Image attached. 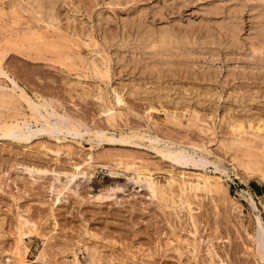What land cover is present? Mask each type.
I'll return each mask as SVG.
<instances>
[{"label":"rangeland","instance_id":"obj_1","mask_svg":"<svg viewBox=\"0 0 264 264\" xmlns=\"http://www.w3.org/2000/svg\"><path fill=\"white\" fill-rule=\"evenodd\" d=\"M176 1L133 0L128 5L118 4V0H66L65 6L60 9L62 22L52 30L40 23L37 25L20 11L18 15L10 10L18 15L17 19L20 16L22 19L13 22L12 20H16V17L13 18L15 15L10 17V13L7 14L9 8L2 6L7 15L3 16V19L0 18V54H7V60L4 62L10 71L7 70L14 77L19 76L22 83L19 77L15 78L23 86H29L27 88L31 94L35 90L38 92L40 88L42 92L39 91V95L49 97L53 107L56 104L54 108L59 114L71 118L72 126L78 128L82 125L92 132L85 137L65 135L64 140L48 136L35 138L31 141L33 147H40L38 144H44V140L48 143L46 145L61 142L70 148L71 154L62 156L58 164L50 160L51 156L44 157L45 160L32 158V161L37 159L35 162L40 165L51 161L48 166L54 164L56 167L68 169L75 162L81 165L90 156L98 158L94 166H102L104 162L106 164L108 160L105 156L109 155V158L115 159L117 156L116 159H123L125 162L129 161L126 158H131L137 159L136 163L134 160L128 163H134L137 167L149 162V165H145L151 167L153 178L164 183L168 178V171L174 170L173 172L178 173L181 169L163 159L151 147L147 139L149 136H155L161 143L153 145L154 147H161L168 140L184 145L198 143L199 146L209 147L213 153L210 160L228 168V178L220 173L214 174L212 166L207 168L209 175L221 176L224 190L215 192L217 194L198 193L200 197L196 196L197 199H193L194 202L189 206L195 216L197 214V223L193 225L191 221L186 220L188 217L185 218L187 208L183 209L178 217L173 208L168 210L164 207L165 211L162 205L159 207V201L152 200L149 192L141 188L131 186L125 192H119L117 196L104 202L96 200L99 192H105L115 182H125L123 177L112 178L104 165L103 168L95 166L92 181L77 187L76 194L65 191L62 201L53 207L54 196L45 189L46 185H43L48 179L33 182L32 178L23 172L13 171L14 168L11 170V164L16 162L14 160L10 163V160H13L10 157L12 151L15 149L13 152H16L21 147L17 144L4 145L1 142L0 153L3 154L0 155V171L5 173L10 169V181L6 184L7 180L2 178L4 173H0V179H3L1 182L4 181L0 184V217L10 223L17 208H29L31 217L40 223L43 222L42 226L49 224L45 223L49 221L52 213L60 224L57 231H47L50 239L46 246L45 260H42L44 264H62L60 258L63 252L70 256L69 259H72L71 254L75 252L79 255L81 264H88V254L85 251L88 246H96L99 252H103L106 258L102 264H209L210 255L206 250V243L202 242L203 239L211 242L218 257L226 264H264L255 255L252 241L256 225L255 216H260L264 224V179L257 173L249 177L242 168H236L229 156L230 152L227 153L228 149L222 148L223 141L231 136L227 122L229 118L246 121L249 118L264 117V55L258 57L252 54L250 43L256 41L253 36H249L251 31H248V24L244 32L242 31L244 35L242 34L238 49L228 48L227 44L231 42L227 39L222 40L220 46H196L193 50L196 56H184L183 66L173 67L172 70L167 58L160 55L162 51L127 46V36L134 42L138 26L132 20V12L139 7H147L150 19L154 7H161L163 13L165 11V19L160 20L162 23L156 22L158 28L169 22L177 28L190 24L189 29L196 34L197 43H202L206 37L207 6L202 1L189 0L178 10ZM149 9H152V13ZM97 13L101 15V20L98 19ZM24 18H28L25 19L27 24ZM159 18L160 16L156 17ZM29 22L34 24L33 30L30 29L32 24ZM94 56L98 60L97 64H100L99 67H94L90 61ZM106 70L109 71L108 79L106 74V79L102 76ZM204 74H208L207 78ZM74 84L79 86L74 87ZM97 86L100 92L103 90L101 94L104 99L98 98ZM75 88L78 92H75ZM88 90H93V93ZM83 92H86V96L81 95ZM118 98L122 99L121 103ZM106 107L120 114L116 115V124L108 123L109 120L106 122L109 115ZM100 129L117 138L125 134L133 136L138 131L141 134L144 130L142 135L147 138L142 141L144 146L101 141L93 135L95 130ZM9 147L11 151H8ZM49 147L55 148L56 145ZM20 149L18 157H23L19 160L31 163V153H28L27 149L25 153V149ZM103 151L108 154L104 156L101 153ZM6 152L10 155L8 158L4 157ZM100 153L103 156H99ZM26 154L31 155L30 159L26 158ZM132 154L136 156H131ZM138 156L143 160H139ZM2 157L7 158V162ZM68 157L70 158L67 159ZM217 158L221 160L218 161ZM66 160L70 164H65ZM2 168L4 170H1ZM251 199L256 206L252 205ZM51 208L53 210L50 214ZM234 208L242 211L235 212ZM167 211L174 212L173 216ZM6 232L8 230L0 233V240L5 237ZM196 238L198 241L195 242ZM29 241V258L33 264H42V261H35L44 248L41 239L34 234ZM195 243L200 249L193 254L191 249L195 247ZM3 253L0 242V264H3Z\"/></svg>","mask_w":264,"mask_h":264},{"label":"bare ground","instance_id":"obj_2","mask_svg":"<svg viewBox=\"0 0 264 264\" xmlns=\"http://www.w3.org/2000/svg\"><path fill=\"white\" fill-rule=\"evenodd\" d=\"M13 1L14 0H0V18H2L3 16L6 17L7 14L12 13L11 15L9 14V16L11 17L15 15L13 16V18L16 17V20H12V21L13 22L18 21V19L21 16L18 19H17V16L19 15L20 12H22L26 14L32 21L37 23V25H39L40 23L41 25L46 26L50 30L57 28L56 26L61 24L62 22L60 19L61 18L60 9L65 6L66 0H18L17 2H13ZM131 1L133 0H118V4L127 3L129 5V3H132ZM187 1L189 0H177L175 2V5L178 8V10L181 9L182 6L186 4ZM196 1H202V3H205L204 5L207 6L205 7L206 9L205 15L207 18L206 25H205L206 37L203 39L202 43H197L196 34L189 29L190 24H188L187 26H184V28L183 26H180V28H177L176 25H171V23L169 22L170 24L168 23L158 28L156 22L162 23L160 20L165 19L163 17L165 11L163 13V10L161 9V7H154L153 16H152V19H150L147 13L149 11L146 10L147 9L146 7L147 4H146L145 5L146 9L144 8L140 9L139 7V8H136L134 12H132L133 13L132 20L134 24L138 26V28L136 30V35L134 36L135 37L134 42L132 38L128 36L126 37L127 38L126 40L129 41V43H127V46H134L137 48H143V49H149V50L153 49L154 51H162L160 55L165 56L167 58L169 62L168 64L170 66L169 68L170 69L173 67L178 68V66L180 67L183 66L182 59L184 56L192 57L196 53L195 52L193 54V50H195L196 46H199V47H201V45H204L207 47H211L212 45L220 46L222 45V40L227 39V40H230L231 42V44H227L228 48L234 47L235 49H238V46L240 45V40H242L241 39L242 34H243L242 31L245 28H247L245 26H247L248 24L249 30L248 29L247 30L249 32L251 31V34H249V32L247 34H249L250 37L253 36L254 41H256V43L255 42L250 43L252 54L258 57H261L264 55V0H196ZM135 3H133L134 6L136 5ZM2 6H7V8H9V10L7 9L9 11L7 14L4 12L5 10L3 9ZM10 10L17 12V13L19 11L20 12L17 15V14H13L12 11L10 12ZM149 10H151L150 13H152V9H149ZM159 16L160 18L156 19V17H159ZM25 19L26 18H24V21ZM98 19L101 20L100 14L98 15ZM247 19H249V21H247ZM20 20L22 19L20 18ZM25 23L27 24L28 22L25 21ZM33 25L34 24L31 25V28L29 26L28 27L32 29ZM200 36H202V34ZM90 39L92 40V38ZM7 40L8 39H6L5 41ZM202 55L204 57V54ZM194 56H196V54ZM6 57H7V54H4V53L0 54V143L3 142L2 144L8 145V146L10 145L12 146V144L13 145L17 144L19 145V147H21L22 150L25 149L23 150V152L28 150V153H31L32 156L29 155L31 156V163L26 162L24 158L23 159L25 160V162H23L22 160L20 161L19 159L23 157V156L20 158L18 157L19 156L18 150L20 148L16 150V152H13L15 149L13 150L12 148L13 150L12 155L11 156L7 155L8 152H6V154L4 153L5 154L4 157H7V156L12 157L13 160H10V163L14 160L16 161L14 162L15 163L14 165L11 164L12 166L11 170L14 168L13 171L15 170L18 173L23 172L24 174L31 177L33 182H40V180L44 178L48 179L46 183L44 182L45 184H43V181H42V184L46 185L45 189L47 191L49 190L51 194H53L54 196L53 207L58 205L62 201V198L66 194L65 191L76 194L78 192L77 187L85 183L88 184L90 181H92L93 175H94V173L92 174V172L96 169V168L94 169V167L96 166L98 168H103L102 167L103 165H104V168L106 169V172L109 173V175L112 178L120 179V177H123L125 178V182H122V181L115 182L105 192H99L95 197L96 200L100 202H104L108 199H111L117 196L119 192H125L127 188L131 186L136 187V188H141L149 192V195L152 200L154 201L157 200L161 203L159 207L162 205L163 209H165L164 207H167V209L173 208L174 209L173 211H175V214L178 217L181 215L180 213L182 212V210L183 209L186 210L187 208V211H186L187 215L185 214L186 215L185 218L188 217L186 220L191 221L193 225H196L197 223L195 219L197 218V214L195 216L193 209L189 206L192 205L193 199L195 198L197 199L198 193L205 192V194L206 193L211 194L215 192L219 193V191L224 190L222 181H221L222 179L221 176L226 175L228 178V171H227L228 168L226 169L225 166L222 167L219 165L221 163H216L214 160L213 161L210 160V157L213 153L211 150L208 149L209 147L207 148L204 146H199L200 144L198 143H197L198 145L196 143L192 145H184V144L172 142L169 140L165 141L161 147H154L153 145L155 144L158 145L161 143V140H158L155 136L154 137L149 136L147 139L151 147L157 153H159L163 159L169 160L172 164L177 165V167L181 169L179 170L178 173L173 172L174 170L168 171L169 175H168L167 180L164 183L159 182L155 178H153L154 175L152 173L151 167L150 168L148 167L149 162H147L146 160L145 162L147 163L145 162H141V163L148 164L147 166L145 164L144 165L141 164L142 166L140 165L139 167L138 165L140 163L139 162L137 164L138 165L137 167L134 163H128L130 160L132 161L134 159L126 158V160L127 161L129 160V161L125 162L123 159H116L118 158L117 156L115 159L109 158L110 155L105 156V154H108V153H105L104 151H103L104 153L103 152L101 153L105 156V158H107L108 161L106 164L104 162L102 166H99V165L94 166L95 161L98 160V158L91 157V156L88 159H85L84 162L82 161L83 163L80 161V163H82L81 165L78 164L79 162H75V164H71L72 166L70 168H68L67 166L68 169H64V167L62 166H60V168L54 166V164L59 163L58 160L62 156H70L71 154L70 148L67 147V145L62 144L61 142L56 143V144L46 145L48 143H46L45 140H44L45 142L44 144H42V142H40L41 144H38L39 146L41 145L40 147L36 145L37 143H35L37 147H33V145H31V141L33 139L35 138L39 139V137L48 136L49 138H55L56 140H64L66 138L65 135L85 137V136H88V134H91L92 132H90L88 129H86L85 126H82V125H80L78 128L74 125L72 126L70 122L71 118L69 119L68 117L64 116V114L63 115L59 114L57 110L54 108L56 104H54L55 106L53 107L52 105L53 103L51 99H49V97L46 98L42 95H39L40 92H42L40 91V88H38L39 89L38 92L40 91L39 93L35 90L36 93L32 92L31 94V92H29L27 88L29 86L27 87L23 86L21 84L22 82L20 81L21 78L14 73L16 75L15 77L17 78L19 77L18 79L21 82L20 83L13 76V74L9 72L10 70L8 69L6 63L4 62L5 60H7ZM13 58H17V57H13ZM90 61L92 62L94 67L99 64V63L97 64L98 60L96 56L91 57ZM108 62L109 61H107V64H109ZM157 67L158 65L156 66V68ZM93 72L95 73L94 69H93ZM101 73L102 71L100 72V75ZM104 75L108 79L109 71L106 70V72L102 74V76L104 77ZM207 75L208 74H204V77L207 78ZM96 76H99V75H96ZM73 82H76V81H73ZM77 82L80 83L79 81ZM77 85L74 84L73 86L75 87ZM84 88L88 89L87 87H84ZM99 89L100 88L98 87L99 93H96L98 94L99 97L96 96V94H95V97L104 99L102 96L103 90L102 92H100L101 90ZM92 91L88 90V92H92ZM69 92L70 91H68V94ZM75 92H78L76 91V88H75ZM85 93L83 92L81 93V95L86 96ZM92 95L94 96V94ZM214 96L215 95H213V97ZM118 99H120L119 101L121 103L122 99L121 98H118ZM106 112L107 114H109L108 118H106V122L109 120L108 123L112 122L116 124L115 118L117 119V117L120 116V114H116L117 113L116 111L115 113L114 111H111V109L109 108H107ZM106 116L107 115H105V117ZM73 119L74 118H72V120ZM227 122H228V128H229V132L231 133L230 134L231 136H229L227 139H225V141H223L222 148L225 147L226 149H228V152L227 151L226 152L227 153L230 152L229 156L231 157V160L234 162L233 164H235L236 168L237 167L242 168V170H244L249 177H252L254 173L255 174L257 173L262 177V179H264V117L249 118V119H246V121L229 118ZM112 126H115V125H112ZM101 130L102 129H100V131L95 130L93 132L95 139H98L101 141L107 140L108 142H122V143H130L133 145L144 146V143H142V141H144L147 138L145 135H142V132L144 133V130L141 132V134H139L140 132L138 131L139 132V133L137 132L138 134L134 133L133 136L131 135L128 136L125 134V136L123 135L121 136V138H117L115 135H108L106 132H104L103 130L101 131ZM226 136H227V133H226ZM136 139L139 140L140 142L139 141L136 142L137 141ZM53 145L54 146L56 145V147L55 148L49 147ZM1 147L2 146H0V148ZM5 150H7V146ZM8 151H11V148ZM101 153L99 154V156L102 155ZM1 154L3 153H0V155ZM27 154H26V158H29ZM47 156H51L50 158L52 159L50 160L55 161L54 164L51 163L54 167L50 165L48 166L49 162H51L49 161V159H48L49 162L47 164L44 163L40 165L35 162L37 161L38 158L43 159L44 157H47ZM131 156H136V155L132 154ZM32 158H37V159L36 160L34 159L32 161ZM69 158L70 157H68L67 159ZM3 159L6 161L5 158ZM45 159L46 158H44V160ZM141 159L142 158L139 157V160ZM218 159L221 160V158H217V160ZM134 161L136 163L137 159H135ZM42 162L44 161L42 160ZM67 162L68 160H66V162L64 163L66 164ZM68 163L70 164V162ZM6 164H4V167H6L5 166ZM8 165L10 168L11 167L10 164ZM209 166L214 167V170H215L213 171L214 174L220 173L221 176H213L214 174L209 175L208 172L206 171ZM3 168L1 170L5 169ZM186 169H193V171L187 172ZM9 170L8 172H5V173L3 171H0V173L2 174L4 173L3 176L0 175V177L2 176L3 179L5 178L7 180L6 184L8 181H10L9 179L10 171ZM5 171H7V169ZM3 179H0V184L4 182V181L1 182V180ZM44 180L46 181V179ZM38 186H41V185H38ZM202 194L204 195V193ZM251 203L252 205L256 206L253 199H251ZM238 209L239 208H234L233 211L235 210V212H237L236 210ZM52 210L53 208H51L50 214ZM241 211L242 210H238V212H241ZM29 212H30L29 208H26V209L17 208L16 215L13 221H11L10 223L7 222L5 218L0 217L1 218L0 219V233L2 234L6 230H8V232H6L7 234L5 235V237H3L0 240L1 247H3V252H4L3 253L4 254L3 264H33V261L29 258V254H30V248H29L30 241L29 240L30 238H32L34 234L39 236V238L42 241V244L44 245V248L41 250V252L39 253L37 259H35V261L45 260L44 255L46 252V246L48 245V241L50 239L49 235L47 234L48 233L47 231L49 229H51L52 232L57 231L60 228V224L57 220V217L54 215V213H52L49 221L46 223L44 222L45 224L47 223L49 224L47 226L46 225L42 226L43 222L40 223L39 220L32 218ZM167 213L169 215L170 214L172 215V213L174 212L169 213L167 211ZM171 217L169 218L171 219ZM255 218H256V221H255L256 225L254 224L255 231H254V238L252 240L253 246H254V253L262 262H264V224L260 216L256 215ZM39 229H41V232H39ZM195 235L196 234H194V236ZM196 241H198V238H196L195 242ZM202 242L206 243V250L208 251L210 255L209 264H226L223 260H221L218 257V254L214 251L213 246L208 239H203ZM188 243L189 242H187V244ZM194 246L195 247L191 249L193 254L195 252H198V250L200 249L198 244L195 243ZM85 251L88 254V264H102L103 260L106 258L103 252L102 251L99 252L96 246L95 247L88 246L86 247ZM181 251L180 253H184ZM62 254L63 255H61V258H60V262L62 264H81V259L77 253L72 252L71 254L72 259H69L70 256L67 253L63 252ZM259 259L257 261H259ZM42 264H44V262Z\"/></svg>","mask_w":264,"mask_h":264}]
</instances>
